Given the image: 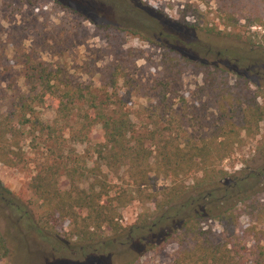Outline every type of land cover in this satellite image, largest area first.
<instances>
[{
    "label": "trees",
    "instance_id": "obj_1",
    "mask_svg": "<svg viewBox=\"0 0 264 264\" xmlns=\"http://www.w3.org/2000/svg\"><path fill=\"white\" fill-rule=\"evenodd\" d=\"M215 1L225 26L246 20L250 27L264 31V0ZM164 49L165 75L200 66L169 44ZM18 64L27 92L12 118H0V162L11 167L23 162L11 143L25 128L45 136L52 154L31 183L44 217L38 233L45 241H49L47 234H54L56 241L78 245V253L87 257L100 248L128 249L130 254L119 264H147L143 261L147 253L171 245L177 246L171 264H243L248 247H258L264 240V168L233 185L228 184L233 175L220 169L242 133L254 134L264 120V107L256 99L243 106L247 97H242L241 89L230 87L228 70L215 65L204 70L208 77L202 95L208 103L204 116L184 114L178 117L177 127L167 120L165 129L138 130L119 95L118 78L113 92L86 94L72 89L60 70L31 55ZM37 108L53 110L54 123L41 120ZM184 124L200 127L190 133ZM97 128L102 137L94 143ZM71 143L96 150L93 167L65 155ZM119 174L128 187L118 191L112 182ZM162 179L172 185L160 187ZM137 196L146 197L155 207L147 209L141 224L126 234L120 211ZM122 238L126 244L120 243ZM9 254L8 241L0 232V262ZM100 258L115 264L112 255Z\"/></svg>",
    "mask_w": 264,
    "mask_h": 264
},
{
    "label": "rangeland",
    "instance_id": "obj_2",
    "mask_svg": "<svg viewBox=\"0 0 264 264\" xmlns=\"http://www.w3.org/2000/svg\"><path fill=\"white\" fill-rule=\"evenodd\" d=\"M219 13L215 0H0V118H12L27 92L18 64L25 55L60 70L72 82V89L86 94L91 90L113 92L118 78L119 95L138 130L165 129L167 120L177 127L178 117L184 114L204 116L207 66L229 71L230 87L241 89L242 97H247L244 107L254 99L264 107V31L250 27L246 20L225 26ZM167 44L202 66L165 75L161 64ZM37 115L45 123L56 119L53 110L44 108H37ZM184 125L190 133L200 127ZM97 129L92 135L94 143L102 137ZM45 139L25 128L11 143L23 162L14 167L0 162V232L10 249L0 264H105L103 255H112L119 264L130 254L128 249L100 248L98 254L87 257L78 253V245L56 241L51 233L45 241L38 233L44 217L31 183L52 154ZM263 151L264 120L254 134L242 133L233 153L221 164L220 169L233 175L228 184L262 170ZM64 152L80 163L88 161L90 167L97 159L96 150L85 143H71ZM122 176L112 182L115 190L128 187ZM171 185L164 179L159 183L160 187ZM154 205L138 196L128 202L119 219L125 233L141 224ZM212 225L221 226L219 222ZM120 243L126 244L125 238ZM248 248L243 264H264V240ZM176 250L171 245L147 253L143 261L171 264Z\"/></svg>",
    "mask_w": 264,
    "mask_h": 264
}]
</instances>
